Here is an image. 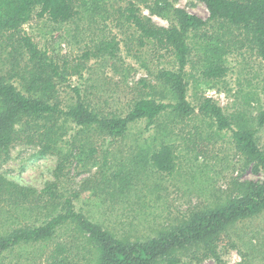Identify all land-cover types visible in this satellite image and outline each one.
<instances>
[{
	"label": "rangeland",
	"instance_id": "1",
	"mask_svg": "<svg viewBox=\"0 0 264 264\" xmlns=\"http://www.w3.org/2000/svg\"><path fill=\"white\" fill-rule=\"evenodd\" d=\"M75 4L77 13L67 22L54 24L34 15L17 34L0 32V74L9 79L12 63H16L15 71L31 68L28 58H20L14 51V39L26 35L60 67L76 70L65 81H55L52 100L65 108L80 97L105 116H124L140 97L160 100L154 95L155 74L161 68H176L171 53L157 51L152 44L139 45L138 32L125 19L128 8L133 7L139 16L159 27L175 24L173 9L206 22L187 39L191 53L184 80L194 113L181 118L164 113L152 123L142 119L130 124L125 136L116 141L94 139L95 155L88 159L82 156L81 161L68 165L57 188L58 195L73 200L76 212L118 237L144 239L174 226L194 210L235 197L236 180L263 178V174L255 176L244 169L231 132L217 131L198 112L200 102L212 99L231 119L232 129L236 130L238 124L257 129V143L264 151V124L258 127L264 113V61L247 42L240 43L243 40L237 30L224 22L211 21L199 0H75ZM206 41L225 48L222 60L226 71L222 78L203 76L200 47ZM106 44L112 49L104 51ZM15 78L9 81L17 86ZM170 101L169 97L162 99ZM16 130L19 133L9 156L0 159V175L40 194L54 180L56 156H38L35 128ZM68 132L66 140L74 134ZM162 144L174 148L176 160L171 174L156 172L146 161L148 154ZM125 183L126 189L120 190ZM4 196L9 195H0V233L19 223L15 220L19 213L12 214ZM38 215H33L31 221ZM93 262L91 242L72 225L57 231L48 242L23 244L0 254V264ZM181 262L264 264V212L237 223L222 236L218 259L184 251Z\"/></svg>",
	"mask_w": 264,
	"mask_h": 264
},
{
	"label": "trees",
	"instance_id": "2",
	"mask_svg": "<svg viewBox=\"0 0 264 264\" xmlns=\"http://www.w3.org/2000/svg\"><path fill=\"white\" fill-rule=\"evenodd\" d=\"M199 1L205 5L211 21L224 22L237 30L243 40L240 43L244 45V41L247 42L264 61V0ZM75 5V0H0V32L17 34L20 26L34 15L46 17L54 24L67 22L77 13ZM171 13L175 24L159 27L139 16L133 7L127 9L125 19L138 32L139 45L152 44L157 51L171 53L176 68L157 70V91L154 95L160 100L151 96L140 97L124 116L102 115L80 97L73 104L61 108L52 100L55 81H65L67 76L76 74V70L60 67L28 36L14 39L17 43L14 51L20 58L26 56L31 68L15 71L16 63H12L9 79L0 74V159L9 156L10 147L19 133L17 127H32L38 135V156H56V166L53 182L40 194L0 175V195L8 194L4 197L12 207V214L19 213L15 218L19 222L17 227L0 233V254L23 244L48 242L57 231L72 225L83 231L87 241L91 242L93 264H181L184 251L199 254L201 258L218 259L222 236L237 223L264 212V151L257 143V129L255 131L240 124H236V130L232 129L231 119L210 98L200 102L198 112L206 116L217 131L231 132L244 169L248 168L255 176L263 174V178L257 180H236L235 197L212 207L194 210L153 237L131 240L118 237L89 221L75 211L72 199L58 195V184L68 165L81 161L82 156L84 159L92 158L97 152L92 144L94 139L116 141L125 136L130 124L142 119L152 123L164 113L178 118L194 113L195 108L187 100L184 80V69L191 53L187 39L189 35H196L206 22L181 9H173ZM200 48L204 59L203 76L208 79L222 78L226 71L222 60L225 48L213 41H206ZM108 49H112L110 44H106L103 50ZM11 78L16 79L17 86L16 82L9 81ZM165 97L171 101L162 102ZM259 119L258 127H261L264 113ZM69 130L74 134L66 140ZM148 155L146 161L156 172H173L176 159L171 145L162 144ZM126 187L125 183L120 190ZM37 214L32 222V216ZM26 219L30 222L23 224Z\"/></svg>",
	"mask_w": 264,
	"mask_h": 264
}]
</instances>
